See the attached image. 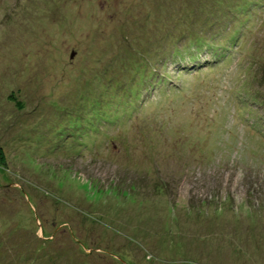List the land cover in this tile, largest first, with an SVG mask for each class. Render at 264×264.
I'll return each instance as SVG.
<instances>
[{"label":"rangeland","instance_id":"obj_1","mask_svg":"<svg viewBox=\"0 0 264 264\" xmlns=\"http://www.w3.org/2000/svg\"><path fill=\"white\" fill-rule=\"evenodd\" d=\"M189 1L0 0V264H264V0Z\"/></svg>","mask_w":264,"mask_h":264},{"label":"trees","instance_id":"obj_2","mask_svg":"<svg viewBox=\"0 0 264 264\" xmlns=\"http://www.w3.org/2000/svg\"><path fill=\"white\" fill-rule=\"evenodd\" d=\"M190 5H191V0L185 6L182 7L183 10H181V11L183 13L189 12ZM200 12H202V10ZM203 13H206V16H207L206 18L203 19V21L204 20L206 21L203 24V27L211 28V25L212 24L208 22V19L211 17V11H203ZM167 19L168 20H167L166 29L167 30H172L171 27L174 26V23H173V21H171L172 19H171L170 15H168ZM172 31H169L167 33L166 38L164 37V35H162L159 38V40H157L156 44L158 43V41H159V44L157 46H155L156 44L154 45V47H156V51H153V53H152L153 54V57L151 56L152 63H148V64H151L150 66H148V70L147 69H144L143 67H141L139 65H137L138 66L139 75H142L145 72L146 73L147 72H151L153 69L159 68V66H162L161 68L163 69L164 66L167 65V60H170L171 61V65L174 62H176L179 65V66H177L178 69L188 68V67H190V66H188L189 64H193L195 62H200L201 61V59H199L197 55H199L201 53L200 52L201 50H204L202 48H204V46H206V44H207L205 38H202L203 35L202 34H195L194 35V38H190L187 41H186V35H185L182 38L183 40L180 41V39H178L177 36L172 37V38L168 37V35H170V33ZM177 43H179V44H177ZM184 54H189L190 57H189L188 60H186L184 58ZM197 64L198 63H196V65ZM205 64L206 65H209L210 64V61L205 62ZM137 66H133V69H135ZM255 94L257 96H260L259 99H261L262 102H263V104H264V98H263L264 95H260V93H255ZM252 97L255 98L254 95ZM12 98L15 99V97H12ZM19 106L20 107L23 106L22 103L19 104ZM6 164H7V161H6L5 153L3 151V146L0 145V169L1 168H5ZM130 184L132 185L133 183L131 182ZM216 187L217 186L211 187L210 188L212 190L211 192H213L215 194L219 193L217 191ZM195 236H197V238H199V240H201V238H200L199 235L196 234ZM212 236H213V234H212ZM92 248L93 249H96V250H103L102 248H99V247H92ZM37 251L39 252L38 249H37ZM27 253L31 257V255L29 254V251L28 250H27ZM108 254H109L110 257H113L112 253H109V249H108ZM122 255H123V253H122ZM45 256H46V254H45ZM30 257H28V258H30ZM35 257H37V255L34 256V258ZM39 257H40V255H39ZM41 257H43V255H41ZM53 258H56V257L53 256ZM35 259L37 260V258H35ZM53 261L54 260H52V262ZM40 262H43V260L41 259ZM44 262L50 264V259H45ZM187 262H188V264L189 263L197 264V262L192 261V259H189V258H187Z\"/></svg>","mask_w":264,"mask_h":264},{"label":"water","instance_id":"obj_3","mask_svg":"<svg viewBox=\"0 0 264 264\" xmlns=\"http://www.w3.org/2000/svg\"><path fill=\"white\" fill-rule=\"evenodd\" d=\"M74 54H75V53H74V52H72V54H71V55H72V56H74Z\"/></svg>","mask_w":264,"mask_h":264},{"label":"bare ground","instance_id":"obj_4","mask_svg":"<svg viewBox=\"0 0 264 264\" xmlns=\"http://www.w3.org/2000/svg\"><path fill=\"white\" fill-rule=\"evenodd\" d=\"M153 71V70H152Z\"/></svg>","mask_w":264,"mask_h":264}]
</instances>
